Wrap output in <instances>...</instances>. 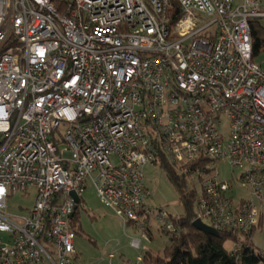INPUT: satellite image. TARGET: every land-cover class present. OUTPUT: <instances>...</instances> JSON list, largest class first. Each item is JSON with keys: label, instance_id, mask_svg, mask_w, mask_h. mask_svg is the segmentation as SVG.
I'll use <instances>...</instances> for the list:
<instances>
[{"label": "built area", "instance_id": "2783aa9c", "mask_svg": "<svg viewBox=\"0 0 264 264\" xmlns=\"http://www.w3.org/2000/svg\"><path fill=\"white\" fill-rule=\"evenodd\" d=\"M263 19L264 0H0V264H75L88 183L141 233L132 248L151 221L179 238L169 212L147 203L143 171L162 162L200 182L195 220L259 232L264 70L250 23ZM235 184L248 199L235 200ZM29 189L32 207L8 214Z\"/></svg>", "mask_w": 264, "mask_h": 264}, {"label": "rangeland", "instance_id": "374dc122", "mask_svg": "<svg viewBox=\"0 0 264 264\" xmlns=\"http://www.w3.org/2000/svg\"><path fill=\"white\" fill-rule=\"evenodd\" d=\"M260 23L264 28V19ZM254 61L264 70V50ZM217 171L222 181H232L231 170L225 160L217 163ZM143 172L146 186L151 192L147 203L154 208H163L171 214H180L182 207L177 192L166 178L162 168L146 167ZM187 184L195 189L197 195L201 193L200 182L196 178L190 179ZM27 194H29L27 197L18 194L9 199L7 213L25 214L33 205L34 191L29 189ZM232 195L235 200L249 198L248 192L238 184L233 186ZM76 219L80 228L74 240L77 253L76 264H119L121 260L125 264H150L144 261L145 255L148 253L154 257L157 254L162 255L163 250L169 245V240L157 232L154 222L151 221L152 240L144 238L141 240L140 250L132 248L130 240L140 239L141 233L131 228L124 230L120 219L99 201L90 183L87 184L81 197ZM252 241L257 249L264 250V221L261 230L253 234ZM110 255H112L111 258ZM139 257L141 258L138 259Z\"/></svg>", "mask_w": 264, "mask_h": 264}, {"label": "trees", "instance_id": "16d2710c", "mask_svg": "<svg viewBox=\"0 0 264 264\" xmlns=\"http://www.w3.org/2000/svg\"><path fill=\"white\" fill-rule=\"evenodd\" d=\"M176 3H172L171 13H177ZM175 20V19H174ZM252 37V58L253 60L264 50V28L260 21L250 23ZM160 168L165 172L166 178L176 190L179 202L182 207L180 214H171L170 218L181 229L179 238H169L157 230L161 235L169 240V245L163 250L162 255L155 257L148 253L144 261L152 264H264V250H259L253 245L252 237L256 233L253 230L249 235H241L237 232H218L219 236L207 235L198 231L192 226L195 220V197L196 191L188 186L189 179L168 164L162 162ZM78 209V207H77ZM74 211L72 230L76 235L80 228L77 224L76 212ZM263 218H260V224ZM152 231L148 235L150 239ZM232 241L239 246L235 251L227 250L224 241Z\"/></svg>", "mask_w": 264, "mask_h": 264}, {"label": "water", "instance_id": "95a60500", "mask_svg": "<svg viewBox=\"0 0 264 264\" xmlns=\"http://www.w3.org/2000/svg\"><path fill=\"white\" fill-rule=\"evenodd\" d=\"M72 197L75 200L76 204H78L79 198L76 195H74L73 193H72ZM192 226L195 229H197L198 231H201L207 235H213L215 237L219 236V233L216 230H214V229L210 228L209 226L203 224L200 220H194L192 222Z\"/></svg>", "mask_w": 264, "mask_h": 264}, {"label": "crops", "instance_id": "0c3cea01", "mask_svg": "<svg viewBox=\"0 0 264 264\" xmlns=\"http://www.w3.org/2000/svg\"><path fill=\"white\" fill-rule=\"evenodd\" d=\"M261 21V20H260ZM260 25H261V23H260ZM121 221V220H120ZM122 223V222H121ZM123 226V225H122ZM124 229V228H123ZM128 229V228H127ZM124 230H126V229H124ZM152 237H153V233H152V236H151V238H150V240H152ZM140 248H141V245H140ZM112 257V255H110V258ZM141 257H139L138 259H140ZM76 260H77V253H76V250H75V264H76ZM146 263H148V262H146ZM119 264H125L124 262H123V260H121V261H119ZM152 264V263H151Z\"/></svg>", "mask_w": 264, "mask_h": 264}, {"label": "clouds", "instance_id": "9594fccd", "mask_svg": "<svg viewBox=\"0 0 264 264\" xmlns=\"http://www.w3.org/2000/svg\"><path fill=\"white\" fill-rule=\"evenodd\" d=\"M231 245H232V241H230V240H225V241H224V247H225L226 249L230 248Z\"/></svg>", "mask_w": 264, "mask_h": 264}]
</instances>
